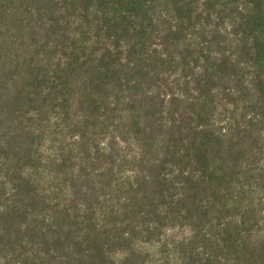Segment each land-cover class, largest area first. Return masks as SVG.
Segmentation results:
<instances>
[{"label": "trees", "instance_id": "1", "mask_svg": "<svg viewBox=\"0 0 264 264\" xmlns=\"http://www.w3.org/2000/svg\"><path fill=\"white\" fill-rule=\"evenodd\" d=\"M0 264H264V0H0Z\"/></svg>", "mask_w": 264, "mask_h": 264}]
</instances>
